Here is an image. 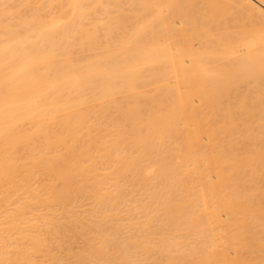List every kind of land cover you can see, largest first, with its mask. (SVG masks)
<instances>
[{
  "label": "bare ground",
  "instance_id": "bare-ground-1",
  "mask_svg": "<svg viewBox=\"0 0 264 264\" xmlns=\"http://www.w3.org/2000/svg\"><path fill=\"white\" fill-rule=\"evenodd\" d=\"M226 16L262 25L234 59L205 30ZM263 86L264 0H0V264H244L264 244ZM125 182L146 191L140 238L67 217L88 196L105 220Z\"/></svg>",
  "mask_w": 264,
  "mask_h": 264
},
{
  "label": "rangeland",
  "instance_id": "rangeland-1",
  "mask_svg": "<svg viewBox=\"0 0 264 264\" xmlns=\"http://www.w3.org/2000/svg\"><path fill=\"white\" fill-rule=\"evenodd\" d=\"M198 3H199V1L196 3L197 5L194 6V7H195V10H197V13H196V12H193V13H194V15H195V13H196L195 18H196V16H197V21H201V20H200V19H201V16H202V15H201V12H203L204 5H203L202 3H200V4H198ZM199 6H200V7H199ZM202 6H203V7H202ZM202 8H203V9H202ZM195 10L193 9V11H195ZM198 10H199V11H198ZM234 11H235V10H234ZM198 12H199V13H198ZM200 15H201V16H200ZM198 16H199V17H198ZM239 17H240V16H239ZM199 18H200V19H199ZM226 18H227V16H226ZM240 18H241V17H240ZM242 18H243V16H242ZM242 18L240 19L241 22L239 21V22H240V23H239L240 25L238 24V25H239V26H238V25L235 23V22H238V21H237V20L239 19L238 17L236 18L237 20H235V19H234V20H233V19L231 20L230 18H227V19H230V20H231V21L228 20L229 22L227 21V19H225V18L222 17V18L219 19V21L217 20L218 22L215 21V23L212 22L211 24H207L206 26H208V27L205 26V30L207 31V28H208V30L210 29V33H213V34H214V33H218V31H219V33H220L219 36H220L221 38H224V37H225V38H227V37L230 38V37H232L233 35L238 34L239 31H240V29H241V30H242V29L247 30L246 24H247L248 27H250L251 24H252V26H253V24H255L254 26H257L255 29L261 28V26H262L260 23H256V22H257L256 20H255V23H253V22H254V20H253V22H252L250 25H248V22H249V21H248L246 18H243L244 20H242ZM168 19L171 20V18H168ZM202 19H203V18H202ZM222 20H223V21H222ZM233 21H235V22H233ZM242 21H246V22H243V23H242ZM223 22H224V23H223ZM212 24H213V25H212ZM216 24H218V26H215ZM242 24H245V26H243ZM211 25H212V26H211ZM236 25H237V26H236ZM259 25H260V26H259ZM209 26H210L211 28H210ZM223 26H225L226 29H225ZM254 26H253V28H254ZM237 27H238V28L240 27V28L238 29ZM241 27H243V28H241ZM244 27H246V28H244ZM215 29H216V31H215ZM218 29H219V30H218ZM220 29H221V30H220ZM223 30H224V31H223ZM211 31H214V32H211ZM243 31H244V30H243ZM222 32H223V34H222ZM207 33H209V31H207ZM210 33H209V34H210ZM229 35H231V36H229ZM238 35H239V34H238ZM229 38H228V39H229ZM230 41H231L230 44H228L229 41H226V40L224 41V40H223V43L225 42V45L222 44V48L224 49L225 54H226V55L228 54V55H227L228 57H232V56H233L232 59H234L236 56H238V54H239V56H240L241 54L243 55V53H245V48L243 47L242 42H241L242 40L239 41V39H234V37H232V40H231V38H230ZM235 41H236V42H235ZM233 42H234V43H233ZM238 42H239V43H238ZM194 43H195V41H194ZM194 43H193V44H194ZM226 43H227L228 45H227ZM194 45L196 46L197 44L195 43ZM242 49H243V50H242ZM242 51H243V52H242ZM241 52H242V53H241ZM229 54L232 55V56H230ZM234 55H235V56H234ZM239 56H238V57H239ZM240 57H241V56H240ZM249 81H250V80H249ZM247 83H248V82H247ZM250 83H251V82L248 83L249 85L245 83V85H248V86H251V87H252V85H253V87H254V84L251 83V85H250ZM242 86H244V85L242 84ZM242 86L240 85V87H241L240 90H241V91H242ZM244 87H246V86H244ZM244 87H243V89H244ZM251 87H250V88H251ZM263 87H264V86H263ZM249 90H252V89H249ZM245 91H246V90H245ZM252 91H253V90H252ZM243 92H244V91H243ZM249 92H250V91H249ZM250 94H251V93H250ZM261 103H262V102H261ZM263 104H264V102H263ZM263 104H261V105H263ZM261 105H260V106H261ZM261 107L263 108V106H261ZM262 113H264V110H263ZM256 167H257V169H258V172L264 174V164H259V165H257ZM129 180H130V182H129ZM129 180H128L127 182L132 183V182H131V178H129ZM125 183H126V182H125ZM129 183H126V184H124V185H123V183L121 184V185H122V186H121V187H122V188H121V192H122V193H121V198L124 200V201H123V200L120 198V202H121V200H122V202H121L122 205L120 206V203H118V202H119V199H118V201L116 200L117 202H116V201L113 202V203L116 202V206H117V205H118V207L120 206V207L118 208V210H117V207H115V205H112V204H113L112 202L107 203L108 205L106 204V211H105V213L107 212V214L110 215V216L108 217V215L106 214V219H105V220H104V217H101V216H102V215H101V212H99V211H101V210H100V209H97V208H93V207H95V205H94V203H93V200H92V198L89 197V198L91 199V200H90V199L88 198V196H87V197H86V196H83V199L80 198L81 201L78 199V200L76 201V203H74V208H76V210L74 209L75 211L73 210V205H71V207L69 206V207H70V208H69L70 210L67 209V210H66L67 212H66V211H65V212H66L67 215H69L68 213H70V215H69V216L66 215V216H67L68 218L71 217V218L74 219V220L76 219L74 216H76V217H77V221H79V220H81V221H83V222L86 221L85 224H87L86 227L89 226V227H88V228H89V231H90L91 224H93L92 226H94V224L97 223L98 219H100V220L98 221V223H99V222L101 221V218H102V219H103L102 221H103V222L105 221L106 224H103L102 221H101V223H99V224H101V225L103 224L104 227H106V225H107L108 228H109V226L112 227L113 225H116V223H118V224H117V225H118L117 227L121 226V224H119V222H116L117 220H120V222H122V224L124 223L125 226L127 225L126 227H124V225H122L121 227H123V229H122L121 227H119V228L121 229V234L124 235L125 232L127 233V234L124 235L122 238H124V237H125V238H128L127 236L131 237V235H132V236L134 235V236H133L134 238H135V237H136V238H140V237H138V236H142V235L144 234V233H141V232H144V231H142L140 225H141V223L143 222L142 220H143V219L145 220V216L143 215V219H142V217H141V214H142V213H140V216H139V215H138V216L141 218V220L139 219V221H138L137 214H139V213H137V212H140V211H139V210H140V209H139V201H140V203H141L144 199H146V197H145V196H146V191L144 190V191H145V196H144V191H143L142 189H140V190H142V191L138 190V188H137V190H136V189H134L135 187L133 188V185L131 184V185H132V186H131ZM247 183L250 184V182H246V183H244V184H246V185H244L245 187L247 186ZM254 184H256V185L258 186L259 190H262V191L264 192V179H263V180L258 179V180H256V181L254 182ZM107 185H109V186H107ZM125 185H126V186H125ZM129 185H130V186H129ZM105 187H106V190L110 188L109 190H107L108 192H109V191H110V192L113 191V188H111V187H112L111 184H108V183H107V184L104 185V188H105ZM123 187H125V188H123ZM126 187H127V188H126ZM128 187H129V188H128ZM127 189H128V190H127ZM122 190H123V191H122ZM130 190H131V191H130ZM132 190H134V191H132ZM135 190H136L137 192H138V191H139V192L137 193ZM131 192H132V193H131ZM133 192H134V193H133ZM18 193H19L20 197L17 196V197H18L17 200L19 201V200H20L19 198L23 199L24 194L22 193V191H19ZM123 193L125 194V196H123V195H124ZM127 194H128V195H127ZM129 194H131L132 196L130 195V197H128ZM133 194H134V195H133ZM142 195H143L144 197H143ZM122 196H123L124 198H123ZM137 196H138V197H137ZM139 196H140V197L142 196V198H140ZM85 197H86V199L84 200ZM126 197H127V198H126ZM134 197H135V198H134ZM136 197H137V198H136ZM130 198H131V199H130ZM88 199H89V201H88ZM139 199H140V200H139ZM126 200H127V201H126ZM259 200H260L261 202H264V197H260ZM87 201H88V202H87ZM129 201H131V202H129ZM135 201H136V204H135V206H134L135 208H134V207H133L134 204L132 205V203H135ZM260 201H259V202H260ZM78 202H79V203H78ZM127 202H128V203H127ZM137 202H138V203H137ZM16 203H17V202L12 203V204L10 203L11 206H9V204H7V206H9V207L6 206V208H4L5 210H3V209L0 210V223H1V228H2V229L6 227V226L4 227V225H7V221L10 222L11 220L13 221V219H15V221H17L16 218H14V217L12 216V215H13V210L11 209L12 206H13V207H14V205L16 206ZM84 203H86V204H84ZM92 203H93V204H92ZM110 203H111V205H109ZM117 203H118V204H117ZM90 204H92V205H91L92 207L89 206ZM125 204H126V205H125ZM130 204H131V205H130ZM87 205L89 206V208H88ZM93 205H94V206H93ZM136 205H138V207H137V208H138V211H136V210H137ZM77 206H78V207H77ZM82 206H83V207H82ZM110 206H111V207H110ZM113 206H114L115 208H114ZM124 206L127 207V209H128L129 207H130L131 210L133 209V213L130 212V211H131L130 209L127 210ZM128 206H129V207H128ZM81 207H82L83 209H82ZM84 207H85V208H84ZM108 207H109V208H108ZM121 207H122V209H121ZM123 207H124L125 210H127V211H125ZM14 208H15V207H14ZM14 208H13V209H14ZM79 208H80V210H77V209H79ZM107 208H108V209H107ZM6 209H10L11 212H10V211L7 212ZM85 209H86V211H85ZM89 209H90V210L93 209V213H94V214L91 213V214H92V215H91L90 213H88V212H90ZM95 209H96V210H95ZM111 209H112V210H111ZM114 209L117 210V211H114ZM119 209H121V210L119 211ZM135 209H136V210H135ZM36 210H37L38 212H35ZM36 210H33V211L30 210V212H31L32 214H31L30 212H29V214L27 213L30 217L26 215V216H27V219H26V220H28V218H30L29 221H31V224H32L33 220L35 221V216H38L39 214L42 215V214H43L42 211H44V210H41V209H40V210L36 209ZM83 210L85 211V213L88 211V212L86 213V214L88 215V217H87V215H86V218H85V214H84V215H81V213L84 212ZM94 210H95V211H94ZM108 210H110V211H108ZM122 210H123V211H122ZM1 211H2V212H1ZM3 211H4V214H5V212H6V214L8 213V215L5 214L6 216H2V215H3ZM71 211H72V212H71ZM80 211H81V212H80ZM91 211H92V210H91ZM111 211H112V215H111V213H110ZM33 212H34V213H33ZM39 212H40V213H39ZM41 212H42V213H41ZM65 212H63V214H64ZM77 212H79V214H78ZM95 212H98V213H96V215H97L96 217H95ZM114 212H115V213H114ZM116 212H117V213H116ZM119 212H120V213H119ZM122 212H125V213L122 214ZM129 212H130V214H132V215H130ZM10 213H12V214L9 216ZM71 213H76V214H78V215H76V214H75V215L72 214V216H71ZM109 213H110V214H109ZM113 213H114V214H113ZM126 213H128V214H126ZM30 214H31V215H30ZM56 214H58L59 217H57ZM60 214H61V212H59V213L56 212V213H55V218H56V219H55V220H56L55 222H57V221H61L60 223H63V224L65 225V224H68V223H69L68 221H71V220H72V219H71V220H70V219L68 220V218H67V219L64 218V217H65V214H64V215H62V214L60 215ZM82 214H83V213H82ZM98 214H99L100 218L96 219L97 217H99ZM115 214H116V215H115ZM119 214H120V216H119ZM34 215H35V216H34ZM134 215L136 216L137 219L134 218V217H135ZM7 216H8L11 220H10ZM11 216H12V217H11ZM60 216H61V219H64V220H66V221L68 220V221H67L68 223H66V221H63V220H57V218L60 219ZM80 216H82V217H80ZM83 216H84V217H83ZM93 216H94L95 219L92 218ZM112 216H113V217H112ZM118 216H119V217H118ZM123 216H124V217H123ZM126 216H127V217H126ZM3 217H4V218H3ZM6 217H7L8 219H7ZM33 217H34V219H33ZM78 217H79L80 219H79ZM110 217H112V218H110ZM115 217H117L118 219L115 218ZM122 217H123V220H122V219H119V218H122ZM132 217L135 219V221H133L134 219H132ZM82 218H83L84 220H82ZM91 218H92V219H91ZM113 218H114V219H113ZM124 218H125V220H127V219L130 218V219H129L130 221L127 220V222L129 221V223H126V221L124 220ZM126 218H127V219H126ZM31 219H32V220H31ZM86 219H87V220H88V219H91V221H90V220L87 221ZM116 219H117V220H116ZM1 220H2V222H1ZM4 220H5V221L7 220V221H6V224H5V221H4ZM26 220H25V221H26ZM95 220H97V221H95ZM106 220H109V221L112 220V221H110V222H111V223H112V222H113V223L115 222V223L111 225V223L109 222V224H107L108 221H106ZM113 220H115V221H113ZM121 220H122V221H121ZM131 220H132V221H131ZM136 220H137L139 223H140V222H141V223H140V224L138 223V224L136 225ZM3 221H4V223H3ZM15 221H14V222H15ZM92 221H93L94 223H93ZM124 221H125V222H124ZM26 222H27V221H26ZM26 222H25V223H26ZM64 222H65V223H64ZM87 222H88V223H87ZM105 222H104V223H105ZM131 222H135V223H132V224H134V225L130 224ZM2 223L4 224L3 226H2ZM25 223H24V226H23V224H22V226H23L24 228L21 226L23 229L20 228V232H24L23 230H25L26 233H27V232L29 233V229H30L29 222L26 223V224H28V225H25ZM88 224H89V225H88ZM68 225H69V224H68ZM68 225H66V226H68ZM95 225H96V224H95ZM97 225H98V224H97ZM129 225H130V226H131V225H132V226H135V225H136V226H135V229H134V228L131 229V227H130ZM26 226L28 227V230H27V227H26ZM69 226H70V225H69ZM128 226H129V228H128ZM25 227H26V229H25ZM86 227H84V230H85ZM107 227H106V228H107ZM114 227H115V226H114ZM114 227H112V229H113ZM137 227L141 229V230H137L138 232L136 231V229H138ZM1 228H0V230H1L0 233H3V231H2ZM66 228H67V227H66ZM119 228H118V229H119ZM126 228H128L130 231H128V229L126 230ZM152 228H153V227H152ZM152 228H150V230H151ZM115 229H116V228H115ZM120 229H119V234H120ZM133 229H134V230H133ZM21 230H22V231H21ZM87 230H88V229H87ZM110 230H111V229H110ZM122 230H125V231L122 232ZM131 230L134 231L133 234H130V233H132ZM85 231H86V230H85ZM136 232H137V233H136ZM139 232H140V233H139ZM149 232H152V231H149ZM153 232H154V230H153ZM153 232H152V233H153ZM28 233H27V234H28ZM152 233H150V235H151ZM155 233H156V232H155ZM155 233L152 234L151 237H154V236L156 235ZM5 234H6V233H3V235H5ZM14 234H15V235H14ZM121 234H120V237H121ZM129 234H130V235H129ZM140 234H141V235H140ZM13 235L17 237V234H16V233H13ZM13 235H9V236H11V237H10L11 239H12V238H16V237H14ZM153 235H154V236H153ZM12 236H13V237H12ZM155 237H156V236H155ZM7 239H8V238H7ZM71 241H72L73 243H75V244H73V245H75V248H76V247H79L80 243L76 242V241H78V240H74L75 242H74L73 240H71ZM60 242H61V241H60ZM60 242L57 241L55 244H58V243H59V245H60ZM62 242L64 243V245H65V243H67V242H65L64 240H62ZM72 242H70V243H71L70 245H71L72 247H74V246L72 245ZM63 243H61V244L63 245ZM76 244H77V245H76ZM66 245H67V244H66ZM80 246H81V245H80ZM252 247H254V248H252ZM252 247L248 248V249H247L248 251H246V253H244V257H243L242 262H244V264H245V263H247V264H264V244L261 245L260 247H258L257 245H256V247H255V245L252 246ZM249 249H252V250H250V252H249ZM241 259H242V258H241ZM143 260L145 261V259L142 258L141 261H143ZM236 260H237V259H236ZM236 260H233L234 264H235ZM141 261H140V262H141ZM147 261H148V260H147ZM238 261H241V260H238ZM221 262H222V261H221ZM223 262H227V261H223ZM228 262H229V261H228ZM142 263H145V262H142ZM142 263H141V264H142ZM216 263H217V262H216ZM216 263H215V264H216ZM229 263L232 264L231 260H230ZM239 263H241V262H239ZM218 264H220V263H218ZM236 264H237V262H236Z\"/></svg>",
  "mask_w": 264,
  "mask_h": 264
}]
</instances>
